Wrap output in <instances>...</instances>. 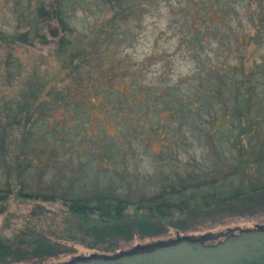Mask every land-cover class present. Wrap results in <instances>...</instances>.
I'll list each match as a JSON object with an SVG mask.
<instances>
[{"label":"trees","instance_id":"1","mask_svg":"<svg viewBox=\"0 0 264 264\" xmlns=\"http://www.w3.org/2000/svg\"><path fill=\"white\" fill-rule=\"evenodd\" d=\"M72 8L89 15L75 23ZM1 10L0 264L73 244L114 255L134 236L177 235L128 249L240 217L264 227V0H0ZM152 15H165L187 73L115 56ZM35 46L44 55L23 63L18 51ZM20 203L27 212L9 210Z\"/></svg>","mask_w":264,"mask_h":264},{"label":"rangeland","instance_id":"2","mask_svg":"<svg viewBox=\"0 0 264 264\" xmlns=\"http://www.w3.org/2000/svg\"><path fill=\"white\" fill-rule=\"evenodd\" d=\"M70 13L76 15L77 21L79 23L83 18V15H89L87 11L82 9L72 8ZM0 15L3 14L1 10ZM163 17H157V15L148 16L143 21V27L139 32L138 37L135 42L129 47H118L116 48L115 56L118 58L128 57V60L136 63L149 64L148 69H154L159 65L160 59H165L168 62H171V77L176 78L179 75L185 74L191 70L192 64L191 61L182 54L175 52L176 48V37L173 36L167 27L166 19ZM91 17H89V21ZM46 48L38 49L37 46L33 48H28L27 50H19L18 54L21 61L25 64L33 60L38 54L44 55ZM1 52V51H0ZM112 56V53H106L103 56L105 63H108L107 60ZM55 63L48 59V65H42L41 68H46L48 71H52ZM26 70L28 66H25ZM119 84V80H117ZM30 204L20 203V204H10L9 210H18L21 213L27 212ZM3 214H0V224ZM261 219H254L251 217H240L233 218L225 223L220 225H215L210 228H202L193 232V236L198 238L199 235L206 233H217L220 232L222 236L228 234H236L238 230H250L254 229L260 224ZM177 235L173 230L169 229L165 233L156 236V237H138L134 236L129 241L122 244L121 249H128L136 245H146L149 242H155L158 240H166L175 238ZM187 236V235H183ZM208 237L205 238V240ZM202 240V239H201ZM203 241V240H202ZM90 253H94L92 249L86 248L81 244H73L72 250L67 254H60L57 257H52L41 261L40 263L36 262H15L11 264H63L71 261L77 257H85Z\"/></svg>","mask_w":264,"mask_h":264},{"label":"water","instance_id":"3","mask_svg":"<svg viewBox=\"0 0 264 264\" xmlns=\"http://www.w3.org/2000/svg\"><path fill=\"white\" fill-rule=\"evenodd\" d=\"M63 264H264V227L240 229L213 243L180 236L114 255L90 253Z\"/></svg>","mask_w":264,"mask_h":264}]
</instances>
